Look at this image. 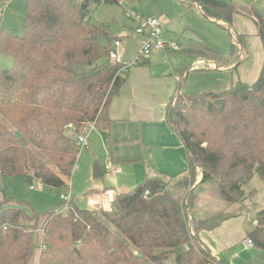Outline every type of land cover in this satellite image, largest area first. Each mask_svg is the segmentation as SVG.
I'll use <instances>...</instances> for the list:
<instances>
[{
    "label": "trees",
    "instance_id": "trees-1",
    "mask_svg": "<svg viewBox=\"0 0 264 264\" xmlns=\"http://www.w3.org/2000/svg\"><path fill=\"white\" fill-rule=\"evenodd\" d=\"M178 1L185 5V0ZM118 3L26 0L22 36L0 29V53L12 60L10 70L0 71L2 178L32 179L62 191L79 154L81 130L87 125L110 129L109 105L128 69L120 73L122 65L109 60L117 38L106 25L89 22L88 8ZM254 4H187L231 38L227 55L203 42L183 49L202 60L193 70H211L212 62L215 69L234 73L247 59L245 38L231 27L235 15L254 23L263 60L254 83L236 81L219 94H182L190 70L175 71L165 123L184 146V173L145 176L133 190L117 193L110 211L95 213L79 208L74 199L65 212L55 214L63 202L35 212L27 202L3 197L0 264H32L34 258L36 264H223L199 235L232 216L219 213L197 220L191 209L198 184L210 183L225 202L242 204L243 186L254 174L264 177V17ZM217 100H223L222 109L214 104ZM252 225L246 240L264 252V209Z\"/></svg>",
    "mask_w": 264,
    "mask_h": 264
},
{
    "label": "rangeland",
    "instance_id": "rangeland-1",
    "mask_svg": "<svg viewBox=\"0 0 264 264\" xmlns=\"http://www.w3.org/2000/svg\"><path fill=\"white\" fill-rule=\"evenodd\" d=\"M220 1L232 2L239 6L248 4V0ZM118 2V4L112 5L90 6L88 8V20L91 23L106 25L113 37L120 40L121 61L126 66L132 65L136 60L140 43L134 35V24L124 17L125 9H133L142 14L157 17L164 27L163 39L169 43L180 44L181 46L187 45L188 42L184 40L183 36L186 32H190L201 43H206L218 53L223 55L229 53L231 38L228 32L204 19L196 7L188 6L187 4L183 5L178 0H118ZM25 4L26 0L0 1V29L7 30L12 35L21 37L24 28ZM254 6L264 17V0H255ZM232 26L234 28V23ZM240 27L243 31L241 34L246 41L245 47L248 55V59L241 66L251 76V68L253 66L257 68L259 65H262L263 51L260 41L251 33L253 25L249 22L244 23V26ZM233 30L235 31V28ZM193 44L195 45V42ZM180 51L181 49L174 52ZM150 57L142 59L143 62H148L151 59ZM167 59L168 62L176 65V68L186 69L190 68L197 61L196 57L188 56L183 51L178 54H168ZM154 63L153 69L158 73L165 68L164 65H167L166 59H158ZM11 67V58L0 53V71L10 70ZM209 71L192 70L191 74L189 73L188 79H186V89L187 86H191L189 89L194 91L190 95H198L202 91L200 90L201 87L203 89H213L215 85L217 91L212 93H222V91L232 84L236 77L234 74L236 72L218 71L209 73ZM244 77L250 79L247 76ZM116 144L114 140L108 143L107 138L99 136L97 131L91 130L87 136V146L80 149L71 177L68 180L69 197H74L72 199L75 200L79 208H87L90 205L87 198L89 190L102 189L105 186L114 185L113 180L116 179L119 180L120 184L129 185L127 187H135L142 179V167L137 165L138 163L136 162H131L132 160L123 164L118 161V164L116 163L118 167L111 166L114 169L113 171H105V167L109 166V163L114 165L110 162L111 154L113 155V161L118 160L115 158L116 155L119 157L130 156L131 159L138 157L137 152L131 151L136 150L133 147L134 145L127 143L118 147ZM94 161L99 162L98 166L104 173V176L98 179L92 177L95 167ZM120 164L123 166L122 175L117 174L121 169ZM133 178L136 180H133ZM31 186L32 190L29 189L30 186L27 184L25 178H2L0 176V190L4 191L3 196L6 198L10 197L8 199H13L14 201L27 202L35 212H46L62 203L59 198L62 192L51 190L36 180H34ZM242 189L246 194L244 202L242 204H232L226 212H221L237 216V218L214 231V236H223L220 240L217 238L218 242L213 245L215 249H221L219 258L224 264H264V256L260 255L261 253L256 248L250 247L249 250L243 246V248L245 247L243 249L240 245H233L234 247H231L232 243L239 242L245 233L252 229L255 214L264 209V177L254 174ZM64 193L68 194V192ZM0 198H2L1 194ZM59 209H62V206ZM27 212L32 213L29 209H27ZM109 228L114 231L112 227ZM223 242H227L228 244L223 246ZM125 243L131 248L126 241ZM32 264H36V258L33 259ZM164 264L173 263L167 261Z\"/></svg>",
    "mask_w": 264,
    "mask_h": 264
},
{
    "label": "crops",
    "instance_id": "crops-1",
    "mask_svg": "<svg viewBox=\"0 0 264 264\" xmlns=\"http://www.w3.org/2000/svg\"><path fill=\"white\" fill-rule=\"evenodd\" d=\"M185 4L187 3L185 2ZM249 22L253 25L251 32L252 35L258 39V37L256 36L255 25L251 20L244 18L240 15H235L232 20V25L234 23L235 32L241 34L243 33V31L241 30L240 26L243 27L244 23H249ZM163 32H164V27H163ZM163 32H162V39H163ZM163 41L165 40L163 39ZM186 41L188 42L187 45L185 46H181L180 44L178 45L179 47L181 46L180 48L181 51H183V49L191 48L194 46L192 41L190 40H186ZM244 45L246 46L245 39H244ZM180 52H172L168 50L164 52H156L150 55L151 59H149L148 62H143V60L145 59L144 58L143 60L138 62V65L132 66L134 64L133 62L132 65L128 66L129 68L127 71L126 81L121 87L118 95L112 99L109 105L108 116L112 121L110 129L108 131H98L96 129H93V131H97L99 133V136L101 137H106L108 143L111 140H114V142L117 143L116 145H118V147L123 146L127 143L130 145H134L133 147L136 150H131V151L137 152L136 154L138 157L136 159H131L130 156L119 157L118 155H116L115 158L118 160L113 161V155L111 154L110 162H112L114 165H111L109 163V166L118 167L117 165L118 161L123 164L125 162L132 160L131 162H136L138 163L137 165L142 167L143 169L142 179L145 176L147 177H157L161 175L177 176L183 174L184 171L186 170V153L184 146L181 140L179 139V137L175 133H173L165 123V112L175 92V84L177 80L174 75L175 71L180 69H186V68H176L175 67L176 65H174L171 62H168L167 55L178 54ZM158 59L159 60L166 59L167 61V65H164L165 68H163L160 73L156 72L153 69L155 64L154 62ZM201 62L202 60L200 58H197V61L190 68H188L190 72H192L193 68H196V66ZM209 63H210V67L212 68L209 71V73L221 71L215 69L212 62ZM260 66L261 65H259L257 68L256 67L254 68L253 66L251 68L252 75L250 76V74L246 72L247 70L245 71V69L240 65L236 73H234L236 77L232 82V84L236 81H241L242 83L249 85L254 83L258 77ZM188 76L189 74L187 75V79ZM244 76H247V78L250 79H246V77ZM232 84L224 91L228 90L232 86ZM189 88H191V86L189 87L187 86L186 89V83H185L183 89H181V93L188 96H195V95H190L193 94L194 91L190 90ZM200 90L202 91H200L198 95L213 94L212 92L217 91L216 85L215 88L213 89H203V87H201ZM67 133L68 134L73 133V129L69 127L67 129ZM122 164H120L121 169L117 174L120 175L123 174ZM98 165L99 162L94 161V166H98ZM142 179L136 184V186L142 181ZM133 180L136 179L133 178ZM33 182L34 180L32 179L27 180V184L29 186H31ZM113 183L114 185L105 186L102 189L89 190V193L87 194L88 195L87 198H88V203L90 205L87 206V208H83V209H86L93 213L98 212L100 210L110 211L112 207V201L114 200L117 193L131 191L136 187V186L127 187L129 185L125 186L123 184H120L118 179L113 180ZM29 189L32 190L30 187ZM60 192H62L61 194H66L64 192H68V194L70 195L68 191V182H67V188H65ZM3 193L4 191L0 190V194L2 198L5 197L3 196L4 195ZM2 198H0V200ZM230 205L232 204L225 202L219 196L216 188L212 184L210 183L198 184L194 188V201L192 203L191 216L197 220H206L221 212H226V210L229 208ZM235 218H237V216H232L231 219L223 222L217 228V230L220 229L222 225L231 222ZM214 231L202 232L200 233L199 238L208 248L211 255L214 256L219 261H221V259L219 258V253H221V249H217V248L215 249L213 244H216L218 242L217 238H219L220 240L223 235H221L220 237L214 236L215 235L213 234ZM246 233L244 237L241 238V240H239V242L232 243L231 247L240 245V247L243 248L244 246L243 242L244 240H246ZM227 244H228L227 242L222 243L223 246H226ZM245 249L250 250V247H246ZM259 253H261L260 255L264 256V252L259 251ZM221 262L223 263V261Z\"/></svg>",
    "mask_w": 264,
    "mask_h": 264
},
{
    "label": "built area",
    "instance_id": "built-area-1",
    "mask_svg": "<svg viewBox=\"0 0 264 264\" xmlns=\"http://www.w3.org/2000/svg\"><path fill=\"white\" fill-rule=\"evenodd\" d=\"M188 1H197V0H188ZM188 4V2L185 0ZM124 17L131 21L134 24V35L140 40V46L138 49V55L135 61L140 62L142 59L150 56L156 52L169 51H179L180 47L177 44L165 42L162 39L163 26L157 17L141 14L133 9H125ZM120 40L115 39L112 42V49L109 52V60L121 64L120 73H125L129 68L126 65L122 64L121 55H120ZM134 61V62H135ZM93 125H87L81 130L80 135L77 137V146L80 152V149L87 146V136L93 130ZM114 169L111 166L105 167L106 172H111ZM32 189V186H30ZM148 193H145V196ZM61 201L64 203L62 209L55 210V214H60L66 211L67 205L70 202L71 198L69 194H61ZM245 247H251L252 243L250 240H244L243 242Z\"/></svg>",
    "mask_w": 264,
    "mask_h": 264
},
{
    "label": "water",
    "instance_id": "water-1",
    "mask_svg": "<svg viewBox=\"0 0 264 264\" xmlns=\"http://www.w3.org/2000/svg\"><path fill=\"white\" fill-rule=\"evenodd\" d=\"M184 39L186 40H190L192 42H195V43H201L200 40L195 37L193 34H191L190 32H186L183 36ZM216 106H219L220 109H222L223 107V100H217L215 101L214 103ZM103 176V170L99 167V166H95L94 169H93V174H92V177L94 179H98V178H101ZM75 252L77 253V251L75 250Z\"/></svg>",
    "mask_w": 264,
    "mask_h": 264
}]
</instances>
